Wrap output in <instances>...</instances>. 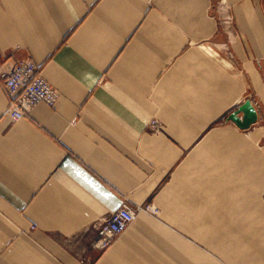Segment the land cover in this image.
<instances>
[{"label": "crops", "instance_id": "crops-1", "mask_svg": "<svg viewBox=\"0 0 264 264\" xmlns=\"http://www.w3.org/2000/svg\"><path fill=\"white\" fill-rule=\"evenodd\" d=\"M0 54L59 93L0 81V264H264V0H0ZM123 201L158 215L96 247Z\"/></svg>", "mask_w": 264, "mask_h": 264}, {"label": "built area", "instance_id": "built-area-1", "mask_svg": "<svg viewBox=\"0 0 264 264\" xmlns=\"http://www.w3.org/2000/svg\"><path fill=\"white\" fill-rule=\"evenodd\" d=\"M227 27H231L230 16L224 18ZM0 81L7 95V108L4 116L18 120L28 115L30 110L39 103L53 106L59 93L39 72L37 64L31 58L6 62L0 54ZM152 127L158 125L154 118ZM152 203L134 206L123 201L120 207L104 217L97 230L94 245L100 249L108 247L118 235L123 233L141 210L153 212Z\"/></svg>", "mask_w": 264, "mask_h": 264}, {"label": "water", "instance_id": "water-1", "mask_svg": "<svg viewBox=\"0 0 264 264\" xmlns=\"http://www.w3.org/2000/svg\"><path fill=\"white\" fill-rule=\"evenodd\" d=\"M239 128L247 129L258 121L257 109L250 99L236 105L227 115Z\"/></svg>", "mask_w": 264, "mask_h": 264}, {"label": "rangeland", "instance_id": "rangeland-1", "mask_svg": "<svg viewBox=\"0 0 264 264\" xmlns=\"http://www.w3.org/2000/svg\"><path fill=\"white\" fill-rule=\"evenodd\" d=\"M262 139H263V141H264V136H263ZM152 205H153V207H154V208H153V212L150 211L149 213H151V214H153V215H158V212H159V211H158V208H157L154 204H152ZM121 234H122V233H121ZM121 234H120V235H121ZM120 235H118V236L116 237V239H117ZM116 239H115V240H116ZM115 240H114V241H115ZM114 241H113V242H114ZM111 245H112V244H110L108 247L104 248L103 250L108 249Z\"/></svg>", "mask_w": 264, "mask_h": 264}]
</instances>
